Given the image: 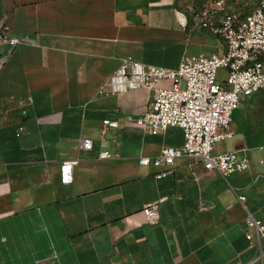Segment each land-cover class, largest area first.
I'll use <instances>...</instances> for the list:
<instances>
[{"label":"crops","instance_id":"0c3cea01","mask_svg":"<svg viewBox=\"0 0 264 264\" xmlns=\"http://www.w3.org/2000/svg\"><path fill=\"white\" fill-rule=\"evenodd\" d=\"M184 4L0 0V18L21 40L0 39V264H264L245 223L249 212L264 222V89L243 100L233 137L215 147L248 156L247 170L223 177L185 155L162 178L166 166L139 158L181 147L183 131L138 126L152 89L103 91L127 56L176 68L184 57L225 53L193 14L180 24ZM257 4L227 0L218 18H243ZM103 150L112 157L100 158ZM73 159L74 180L64 184L61 163Z\"/></svg>","mask_w":264,"mask_h":264},{"label":"built area","instance_id":"2783aa9c","mask_svg":"<svg viewBox=\"0 0 264 264\" xmlns=\"http://www.w3.org/2000/svg\"><path fill=\"white\" fill-rule=\"evenodd\" d=\"M193 11L195 28L210 31L226 44L223 54L184 57L176 68L146 64L132 56L124 57L103 91L118 94L132 89L153 90L151 103L136 123L154 134L175 127L183 131L181 147L167 146L154 156H141L139 164L155 167L166 166L155 176L162 178L172 172L176 160L190 156L201 162L206 170L216 171L223 177L247 170L250 159L239 150L215 152L217 144L234 135V112L246 97L264 89V0L245 17L235 13L219 14L226 9L227 0H183ZM187 9V10H188ZM182 26H187L185 10L177 11ZM0 39L17 46L21 40L7 24L0 26ZM227 71L225 81H220V70ZM105 126L116 128L118 120L106 118ZM94 142L83 139L82 149L90 151ZM100 158H111L109 150H103ZM78 159L65 160L60 166V179L64 184L74 180V168ZM246 207L247 197L239 195ZM245 223L250 231L247 239H253L256 230L262 242L260 258H264V222L247 213ZM56 264V263H42Z\"/></svg>","mask_w":264,"mask_h":264},{"label":"rangeland","instance_id":"374dc122","mask_svg":"<svg viewBox=\"0 0 264 264\" xmlns=\"http://www.w3.org/2000/svg\"><path fill=\"white\" fill-rule=\"evenodd\" d=\"M187 6H186V3L183 5V9L185 10V13L186 12H188V13H191V14H193L194 15V13H193V11H191V10H189L188 8H186ZM188 9V10H187ZM0 17H2L1 16V11H0ZM6 22H3L2 21V19L0 18V26L1 25H4ZM7 25H9V24H7ZM224 142H226V141H224ZM222 143V142H221Z\"/></svg>","mask_w":264,"mask_h":264}]
</instances>
